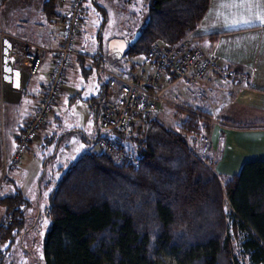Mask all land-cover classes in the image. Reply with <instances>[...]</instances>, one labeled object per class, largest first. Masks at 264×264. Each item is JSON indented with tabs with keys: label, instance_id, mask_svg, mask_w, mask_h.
Segmentation results:
<instances>
[{
	"label": "trees",
	"instance_id": "1",
	"mask_svg": "<svg viewBox=\"0 0 264 264\" xmlns=\"http://www.w3.org/2000/svg\"><path fill=\"white\" fill-rule=\"evenodd\" d=\"M77 1L67 0L66 9ZM141 1L144 20L137 41L123 54L129 58H150L156 43L188 42L211 0ZM54 2L61 24L63 10ZM100 10L106 23L108 14ZM107 89L102 86L101 97ZM156 112L119 136L122 148L140 152L137 167L100 152V134L89 143L95 150L49 175L45 159L39 184L50 193L42 210L12 178L18 164L0 175V260L47 220L44 264H264V160L246 162L238 175H219L210 147L203 153L193 148L210 136L209 117L193 113L172 126Z\"/></svg>",
	"mask_w": 264,
	"mask_h": 264
},
{
	"label": "crops",
	"instance_id": "2",
	"mask_svg": "<svg viewBox=\"0 0 264 264\" xmlns=\"http://www.w3.org/2000/svg\"><path fill=\"white\" fill-rule=\"evenodd\" d=\"M120 2L86 0L76 46L79 56L73 58L66 71L65 87L41 131L40 140L32 144L27 153H31L35 144L41 143L49 126L53 128L57 125V107L65 96L70 98L68 106L77 99L84 103L91 119L98 114V124L99 116L105 110L104 104H109L112 94L119 91L120 78L145 81L152 75L149 58H129L123 55L125 52L114 53L113 46L109 49L110 40L119 42L128 39L113 37L108 30L119 12ZM101 7L108 14L106 23ZM56 15L58 10L54 0H7L0 7V175L8 172L5 162L10 161L16 152L20 137L38 109L49 80L55 51L62 39V26ZM261 20H264V0H211L207 14L188 42L217 56L228 68L244 71L246 79L236 82L214 74L197 83H188L168 72L161 86L165 102L159 104L156 116L164 122L174 126L193 113L209 117L212 125L210 136L214 137L209 146L210 152L215 155L218 147L221 151L220 156L214 158V168L219 175H238L246 162L264 160V118L251 116L245 123H240L237 117L239 113L264 114V24L260 23ZM141 24L129 35L137 33ZM24 42L44 49L43 65L37 75H31L20 58L15 56ZM100 46L103 47L101 58L98 56ZM89 56L94 58L93 61L87 59ZM75 78L76 81L80 78L81 83L72 85ZM102 86L108 88L103 97ZM96 105L98 112L94 110ZM243 127H250V130L244 131ZM99 130L97 125L91 129L92 132L88 131V135L94 133L97 137L101 133ZM49 135L55 134L51 132ZM205 142H196L195 147L201 153L205 152V147H202L207 144ZM91 150H95V145ZM42 163L44 165V161ZM18 167L20 164L11 171L14 180L19 174L14 175Z\"/></svg>",
	"mask_w": 264,
	"mask_h": 264
},
{
	"label": "built area",
	"instance_id": "3",
	"mask_svg": "<svg viewBox=\"0 0 264 264\" xmlns=\"http://www.w3.org/2000/svg\"><path fill=\"white\" fill-rule=\"evenodd\" d=\"M82 1L78 0L66 9L67 0H57L58 6L63 10L61 44L55 51V59L39 107L27 122L12 159L5 162L6 168L20 164L30 143L38 139L53 113L54 104L60 99L66 83V70L71 66L73 58L79 56L76 46L84 13ZM150 51L152 75L146 83L142 80L120 78L121 88L112 94L111 102L99 117L101 133L95 143L100 152H105L117 163L133 164L136 167L139 166L140 152L122 148L123 141L119 136L126 134L136 121H143L145 116L158 110L157 98L160 99L163 92L159 85L166 80L168 72L188 83H197L214 74L236 82L247 77L244 71L228 68L217 56L206 53L200 47H193L189 42L176 47L156 43ZM15 56L20 58L21 64L34 76L43 65L44 49L24 42L19 54ZM156 90L161 92L157 93Z\"/></svg>",
	"mask_w": 264,
	"mask_h": 264
},
{
	"label": "rangeland",
	"instance_id": "4",
	"mask_svg": "<svg viewBox=\"0 0 264 264\" xmlns=\"http://www.w3.org/2000/svg\"><path fill=\"white\" fill-rule=\"evenodd\" d=\"M121 8L123 10H121ZM144 17L143 12V5L141 0H121L119 5V12L115 14L114 19H112L111 27L108 29L109 34L113 35V37H121V38H130L131 35L130 32L133 31V29L141 24L142 19ZM103 18V17H102ZM135 34V33H134ZM133 34V35H134ZM109 37V35L106 36V39ZM112 37V38H113ZM83 38L80 40L82 43ZM112 40L108 42V46ZM104 47L106 48L107 41L105 40ZM33 45V44H32ZM113 52L114 53H121V51L116 47V45L113 46ZM90 61H93V57L89 56L87 58ZM147 80L144 82L146 83ZM81 83L80 78H76L72 80V85H77ZM162 82L159 86L160 89L163 90L164 88L161 87ZM122 82H120V85L118 86L119 89L121 88ZM156 92H161L160 90H156ZM87 93V92H86ZM161 98L158 99V106L163 104L165 102L164 98V90L161 93ZM70 98L68 96H65L61 102L58 104L57 110H58V117L59 122L55 127H48L47 132L45 134V137L42 139L41 143L35 144V147L32 149L31 153H27L24 155L22 161L20 162V167L16 169V173L14 175L18 174V177H15V182L24 194L26 198L29 200L35 202L41 203V210L45 207V205L49 202V192L42 191L40 188L39 180L44 173L45 165H43V161L46 159V162H48L47 165V174H51V170L54 167H58L62 165V162H74L76 161L83 153L88 152L91 150L90 147V140L94 139L96 136L93 134L88 135V131H91V129L98 125V128L100 129V123L97 124L94 118H90L86 113V106L84 103L80 102L79 99L74 100V103L72 102L70 106H68V103ZM181 103V100H177ZM76 104V105H75ZM160 104V105H159ZM179 104V103H176ZM156 115V113H155ZM154 115V116H155ZM248 115V116H247ZM254 118H264V114H254L249 115V113H239L237 115L238 120L240 123H245L247 118L250 117ZM234 122H237L233 120ZM48 122V121H47ZM142 121H136L133 125L139 126V124ZM47 124V123H46ZM89 125V127H88ZM132 125V126H133ZM171 125V124H170ZM226 128V127H225ZM244 131L250 130V127H243ZM251 128L254 129V126ZM227 129H230L227 127ZM235 129V128H234ZM236 129V130H240ZM76 131V132H74ZM53 132L55 135L50 136L49 134ZM92 132V131H91ZM68 134L67 137L64 136V134ZM88 135V136H87ZM63 138H66L63 140ZM89 138V139H88ZM214 137L209 136L207 139V144L202 145L205 149L206 147L210 146L213 142ZM88 142H87V141ZM90 143V144H89ZM223 144V141H221ZM207 145V146H206ZM39 147V148H38ZM127 148H131L129 145H126ZM203 147V148H204ZM197 153L199 150L195 149ZM59 153L57 154V152ZM221 154V151L219 147L217 148L216 154H213V159H217ZM63 155V156H61ZM67 159V161H65ZM66 163V164H67ZM44 167V169H43ZM215 169V168H214ZM13 177V175H12ZM4 187V186H3ZM2 187V190H3ZM226 212L231 215H233V210L228 202H226L225 205ZM38 210V208L36 209ZM3 210L0 208V221L3 218ZM40 211V209H39ZM231 219V218H230ZM44 224H41L40 229L37 232H33V236L30 238H27L23 242V246L18 247L14 250L13 253H6L4 257H1L0 264H44L43 262V244L45 240V234L46 230L49 227V223L47 220H45ZM46 227V228H45Z\"/></svg>",
	"mask_w": 264,
	"mask_h": 264
},
{
	"label": "water",
	"instance_id": "5",
	"mask_svg": "<svg viewBox=\"0 0 264 264\" xmlns=\"http://www.w3.org/2000/svg\"><path fill=\"white\" fill-rule=\"evenodd\" d=\"M138 36H139V33H136V34H135V37H134L132 40H130L129 42H128V41H119V42L117 41L118 43H121V44L125 45V47H126V48L122 51V53H124V52H126V51L129 50V48H130V44H131V43H135V42L137 41V39H138ZM117 42H116V41L111 42L110 45H109V49H111V47L114 46Z\"/></svg>",
	"mask_w": 264,
	"mask_h": 264
},
{
	"label": "flooded vegetation",
	"instance_id": "6",
	"mask_svg": "<svg viewBox=\"0 0 264 264\" xmlns=\"http://www.w3.org/2000/svg\"><path fill=\"white\" fill-rule=\"evenodd\" d=\"M116 47L122 52L126 47L125 45L121 44V43H118L116 44Z\"/></svg>",
	"mask_w": 264,
	"mask_h": 264
},
{
	"label": "snow or ice",
	"instance_id": "7",
	"mask_svg": "<svg viewBox=\"0 0 264 264\" xmlns=\"http://www.w3.org/2000/svg\"><path fill=\"white\" fill-rule=\"evenodd\" d=\"M260 23L264 24V20H261ZM18 75V74H17Z\"/></svg>",
	"mask_w": 264,
	"mask_h": 264
}]
</instances>
